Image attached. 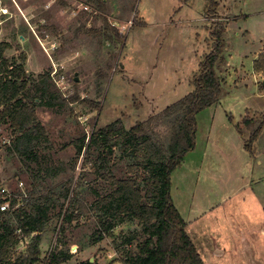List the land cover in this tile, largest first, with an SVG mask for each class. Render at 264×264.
Listing matches in <instances>:
<instances>
[{"label": "rangeland", "instance_id": "374dc122", "mask_svg": "<svg viewBox=\"0 0 264 264\" xmlns=\"http://www.w3.org/2000/svg\"><path fill=\"white\" fill-rule=\"evenodd\" d=\"M99 1L0 0L7 9L0 16V41L11 44L6 56L24 54L33 78L48 71L49 82L62 96L78 97L65 106L36 108L48 139L38 161L9 154L5 144L11 130L0 125L1 187L17 205L32 189L57 187L68 177L79 198L88 202L94 194H81L88 185H78L80 179L89 180L100 194L108 192L106 170H93L99 148L89 144L91 133L117 119L128 130L191 92L211 50L210 32L221 21L224 60L216 66L220 94L196 114L195 145L170 172V198L205 264H264V127L249 150V130L242 124L245 116L253 117L255 125L264 119V70L255 66L264 63V0H102L103 11ZM103 18L122 33L121 41L105 38L110 31ZM77 139H83L80 155ZM108 160L115 177L130 175L117 147ZM46 167L55 170L44 172ZM59 208L57 203L50 212L46 244L33 264H44ZM96 223L95 215L84 213L65 225L64 244L58 248L71 245L76 251L58 264L82 259L123 264V249L114 248V241L120 243L121 232L129 236L139 229L138 221L120 224L113 235L90 243ZM23 243L12 259L25 250Z\"/></svg>", "mask_w": 264, "mask_h": 264}, {"label": "trees", "instance_id": "16d2710c", "mask_svg": "<svg viewBox=\"0 0 264 264\" xmlns=\"http://www.w3.org/2000/svg\"><path fill=\"white\" fill-rule=\"evenodd\" d=\"M102 5L103 1L100 0L99 7L103 11ZM103 23L104 29L110 31L106 34L107 40L114 37L122 40V33L114 25L108 23L106 18H103ZM215 23L210 32L213 41L211 50L200 63L191 92L147 119L135 122L128 130H124L120 119H117L91 133L89 144L99 148L93 170L96 174L106 170V179L111 186L108 192L100 194L89 185V180L84 179L81 183L80 179L78 185H88V190L81 194H94L93 200L88 202L79 198L80 192L74 189L77 186L72 177H68L57 187H48L44 191L32 189L19 205L12 198L10 209L0 210V264L38 263L40 242L48 227L50 212L57 203H60V208L53 231L58 226L59 217L63 216L58 246L64 244L65 225L68 227L84 213H90L97 220L96 236L90 243L113 235L114 228L120 224L138 221L139 229L129 236L121 232L117 235L120 243L114 241V248L123 249V257L120 258L123 264H205L186 230L187 222L171 201L170 172L181 163L184 154L194 148L197 112L216 101L220 94L216 66L224 60L225 27L221 21ZM10 47L8 41H0V125L7 124L11 130L9 144H5L8 153L16 154L23 161L35 162L39 158V149L47 148L41 144L48 140L36 108L39 104L65 106L78 97L62 96L49 82L48 71L33 78L25 69L24 54L19 57L6 56ZM255 66L258 70H264V63L257 61ZM35 82L38 83L34 85ZM30 88H33V94L29 93ZM83 101L94 107L98 105L87 99ZM242 124L249 130L246 147L251 150L264 127V119L255 125L253 117L245 116ZM75 143L80 155L83 139H77ZM115 147L130 172L128 176L118 178L111 174L108 158ZM76 161L74 158L72 170ZM54 170L51 167L43 168L44 172ZM141 171L145 177L140 176ZM146 183L150 188L148 194ZM2 201L0 195V204ZM22 241L25 250L19 251L12 259V252ZM69 258V247H56L44 257L43 262L58 264ZM75 264H96V261L84 259Z\"/></svg>", "mask_w": 264, "mask_h": 264}, {"label": "built area", "instance_id": "2783aa9c", "mask_svg": "<svg viewBox=\"0 0 264 264\" xmlns=\"http://www.w3.org/2000/svg\"><path fill=\"white\" fill-rule=\"evenodd\" d=\"M6 12H7V9L5 7H3V8L0 7V16H1V14H5ZM0 195H1V198L3 199L2 203L0 204V210L5 211V210L10 209V202H11V199L13 198V195L11 193L7 192L6 189H4L3 187H0ZM63 211H64V209H63ZM63 211H62V213H64ZM62 218H63V216L61 215L59 217V220H58V226L56 227V229L54 231L53 242L51 243L50 247L48 248L46 255H49L52 251L55 250L56 247H58L57 240L59 241V236H60L59 229H60L61 221L63 220ZM57 237H58V239H57ZM69 250L71 253H73L76 251V248H75V246L71 247V245H70Z\"/></svg>", "mask_w": 264, "mask_h": 264}, {"label": "crops", "instance_id": "0c3cea01", "mask_svg": "<svg viewBox=\"0 0 264 264\" xmlns=\"http://www.w3.org/2000/svg\"><path fill=\"white\" fill-rule=\"evenodd\" d=\"M225 64L227 65V59L225 60ZM254 69H256V68H254ZM256 70H258V69H256ZM258 71H262V70H258ZM256 73V72H255ZM259 73V72H258ZM257 76H258V74H256ZM46 237H47V235L46 234H44V236L42 237V239H41V242H40V246H42L43 245V243H44V238H45V240H46ZM44 244H46V243H44ZM218 252H221L220 250L218 251ZM220 254V253H219ZM83 260V259H82Z\"/></svg>", "mask_w": 264, "mask_h": 264}, {"label": "water", "instance_id": "95a60500", "mask_svg": "<svg viewBox=\"0 0 264 264\" xmlns=\"http://www.w3.org/2000/svg\"><path fill=\"white\" fill-rule=\"evenodd\" d=\"M262 84L264 85V80L262 81ZM90 261H93V259H90Z\"/></svg>", "mask_w": 264, "mask_h": 264}]
</instances>
